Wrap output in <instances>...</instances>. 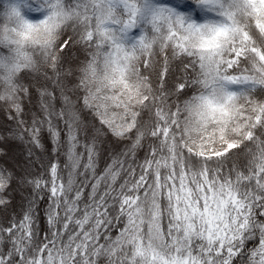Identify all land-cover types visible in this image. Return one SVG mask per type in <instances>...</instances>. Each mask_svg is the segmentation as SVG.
I'll use <instances>...</instances> for the list:
<instances>
[{
	"label": "snow or ice",
	"instance_id": "6c2138e0",
	"mask_svg": "<svg viewBox=\"0 0 264 264\" xmlns=\"http://www.w3.org/2000/svg\"><path fill=\"white\" fill-rule=\"evenodd\" d=\"M0 112V264H264V0H0Z\"/></svg>",
	"mask_w": 264,
	"mask_h": 264
},
{
	"label": "trees",
	"instance_id": "16d2710c",
	"mask_svg": "<svg viewBox=\"0 0 264 264\" xmlns=\"http://www.w3.org/2000/svg\"><path fill=\"white\" fill-rule=\"evenodd\" d=\"M166 2L177 3L178 0H166ZM179 2H181L185 6H192V0H179ZM39 87L40 84L34 82V89H33V95L31 101L30 102L27 100L25 101L26 115L23 117L25 120H30L31 112L36 111L39 106V96L36 92V89H38ZM15 126H16L15 121L8 120L7 115L3 112H0V132L3 131L4 127H15ZM48 147L50 150L51 146L49 145ZM26 148H27L26 143H23L19 140L11 141L10 146L6 148L8 155L4 157H0V165H4L9 169H12L13 165H17V164L23 165L27 158ZM37 158H39L37 161V166L32 168L31 170L38 173L45 172L46 166L50 160L55 161L58 159L61 162V165H63L64 162L63 150H61V155L59 157L50 155V151L40 150L36 152V156L34 157V159ZM39 165H44V167H40ZM14 187L15 185H13L12 188L8 189L10 195L7 196V199L11 200L12 203L9 205L7 209H0V219L6 216H10L14 212L15 213L19 212L20 193L18 191L13 193Z\"/></svg>",
	"mask_w": 264,
	"mask_h": 264
}]
</instances>
